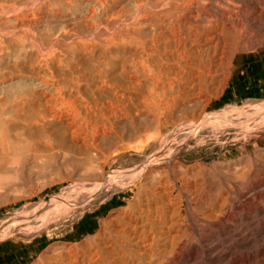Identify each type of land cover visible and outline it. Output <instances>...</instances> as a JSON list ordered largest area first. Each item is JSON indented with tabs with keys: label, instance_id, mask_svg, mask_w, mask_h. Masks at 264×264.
Wrapping results in <instances>:
<instances>
[{
	"label": "rangeland",
	"instance_id": "obj_1",
	"mask_svg": "<svg viewBox=\"0 0 264 264\" xmlns=\"http://www.w3.org/2000/svg\"><path fill=\"white\" fill-rule=\"evenodd\" d=\"M8 1H0V5H2L0 6V35L3 36H0V48L2 47L0 58H4V60L0 59V71L3 72L0 73V92H5L3 93L5 95L0 93V102L2 103H0V121L2 118L7 119L12 115L9 111L16 104L17 94L27 93L31 89L28 80L34 74L30 65L36 66V62H34L36 55L45 59L44 52L49 47L55 51V57L61 59V65L58 64L61 71L80 69L88 72L92 69L94 60L91 61L88 55L80 50L75 51L72 47L74 46L73 42L79 40L81 42L91 41L90 27L101 19V17L95 16L93 19L95 21L84 20L88 19L87 16H89L91 7L95 8L96 14H99L96 4L101 0ZM157 1L160 0H109V5L112 13L117 10L120 11L118 19L124 21L134 11V4H143L145 9L151 4L153 6ZM227 1L231 2V0ZM241 1L246 0H237L235 4L241 3ZM257 4L264 7L263 0H259ZM4 8L5 10H2ZM85 10L86 12H84ZM21 11H24L23 15L28 14V16L25 15L27 18H31L33 15V27L29 32L18 29L19 27L16 25L19 22L13 21L16 16H23ZM16 12H19L20 15L18 16ZM43 16H47V18ZM78 16L81 18H77ZM77 19H81L83 22ZM76 20L77 22H75ZM60 21H63L64 24H61ZM153 23H157V21H153ZM66 30L71 32L70 35H66ZM22 31L25 33L23 34ZM262 33L264 31L260 34ZM30 34L35 35L33 48L30 47ZM64 34L67 39H65ZM13 35L14 38H12ZM38 35L40 36L38 37ZM47 42L48 44H46ZM67 52H70V55ZM27 55L28 57H26ZM112 59L119 60L116 56H113ZM236 60L233 66L226 65L223 67L217 74L215 81L208 85V89L205 88L208 91L205 92L206 95L204 96L206 101H202L204 99L201 97L199 100L191 99V101L186 100L184 102L177 100L175 104L168 103V105L163 106L161 103L163 104L164 101L153 107L152 104L147 106L139 103L140 95H138L127 109L123 110L121 107L123 115L108 113L109 116L107 114L104 119L96 118L97 126L104 123V120L106 125H104V132L97 134L95 150H98L96 152L91 151L89 155L94 162H87L82 154L65 153L51 157L52 151H43L41 148L34 149L31 141H35L39 137L46 138L44 134L23 135L21 139L13 135L12 140L16 142L14 147L9 152L0 154V264H50L53 260L50 261L41 256L49 247L51 248L48 250L53 249L55 245L57 247L61 244H70L77 245L79 249L82 248L85 251L87 248H84L83 245L85 240H90L91 243L93 240L103 242L102 237L108 236L107 228L113 227L108 221L116 216V211L127 208L130 200L131 203L135 204L133 201L135 191L115 190L114 188L105 190L103 188L104 183L113 176L116 177L115 180L119 181L118 177L129 174L135 166L153 160L161 152L163 135L180 122L193 121L196 118L207 119L211 114L223 117L227 115L238 119L241 114L235 110L263 105L264 45L262 44L261 48L256 49V51L237 56ZM10 62L11 64L8 66ZM25 64L29 66L26 65V67ZM41 68L42 73L40 72L34 77L43 78L44 76L43 79H49V76L43 73L45 72L43 70H46L43 65ZM224 70L229 72L225 80L222 75ZM141 92L143 96L146 95L145 97H147L145 91ZM59 104H61L60 101L52 105L56 108L57 106L58 108L61 107L60 109L62 106L63 108L67 107L65 103H63L64 105ZM5 109L7 110L6 114H2L3 110L6 111ZM247 130L239 131L233 127H220L213 121L210 122L209 126L204 127L184 126L171 138L167 146V161L166 164H160V171L163 172L164 170V175H168L166 179L172 185L175 183L174 180L180 177L183 182L190 181H188L189 184L187 183L189 191L187 199L183 197L181 201L176 200L177 206L180 207L181 214L186 213V209L189 207L195 216L201 234L206 236L210 231L214 240L212 244L218 245L213 253L207 254L205 257L196 256V260L195 258L191 260L188 259V256L195 249L202 252L203 246L197 240L190 241L188 239L185 251L169 264H226L227 262H236L239 260L238 258L243 256H247L249 260L237 264H264V250L259 249L260 244L264 242V219L261 215L256 216L252 221L253 223L250 220L248 223L246 220L239 221L238 219L241 214L247 216L246 209L242 211L232 210L229 220L225 217L222 220H217L219 223L210 221L215 224L214 228L218 224L215 229L208 227L207 222L201 221L198 217L205 211L212 213L215 217L218 213L220 197L226 195L224 191L229 186H233L232 184L239 185V188L236 187L237 189L233 186V193L230 195L231 200L235 199L237 191L247 186L248 180H252L250 176L247 181L239 183L238 177L242 174L241 171L254 167L258 176L264 172V126L258 130ZM252 161L254 162L252 163ZM142 175L135 179L136 188L141 184L139 181L142 179ZM183 177H185L184 180ZM178 185L180 183L174 185V191L170 187L173 197H177ZM207 203H213V208H207ZM261 204V201H253L251 204H247V207L249 206L248 209L251 210L255 207L258 208ZM48 208H51L46 213L48 216L42 218L41 216L45 214ZM238 212L240 213L238 214ZM253 215L255 216L254 213L249 214V216ZM32 218H36V221L28 224L27 221ZM228 222L236 227L241 223L244 224L242 225L243 229L238 234L239 236L234 234L229 236L228 233L231 232L227 228ZM202 223L204 225H200ZM250 240H255L254 243H250L252 246L250 244L242 248L237 246V244H243ZM219 243L222 247L219 246ZM211 257H214V262L209 261Z\"/></svg>",
	"mask_w": 264,
	"mask_h": 264
},
{
	"label": "bare ground",
	"instance_id": "obj_2",
	"mask_svg": "<svg viewBox=\"0 0 264 264\" xmlns=\"http://www.w3.org/2000/svg\"><path fill=\"white\" fill-rule=\"evenodd\" d=\"M49 1L51 2V0ZM232 1L234 0L231 2L227 0H160L145 9L143 4H134V11L124 21L118 19L120 11L111 12L109 0L98 1L96 8L99 14H96L95 8L91 7L89 16H87L88 19H84L93 20L95 16L101 17L99 21H96L97 23H93L90 27L89 33H91L92 40L73 42L74 46L72 47L75 51L80 50L88 55L91 61L94 60L92 69L88 72L80 69L61 71V67L58 65L61 63V59L55 57V51L49 46L44 52L45 59L39 58L38 55L34 56L36 66L30 65V69L33 68L32 73L34 76L39 75L42 69L41 65H43L46 69L43 70L45 71L43 73L48 75L50 80L46 76V80L43 79L44 76L43 78L32 76L28 80L31 89L29 88L27 93H16L18 99L15 106L13 105L14 108L9 111L12 115L7 119L2 118L0 121V154L9 152L14 147L16 142L12 140L13 135L21 139L23 135L37 133L44 134L46 138L39 137L35 141L32 140L34 149L41 148L43 151H52L51 157L65 153L82 154L87 162H94L89 155L91 151L96 152L98 150H95L97 134L98 132L103 133L104 125H106L104 120L105 124L102 123L97 126L96 118L104 119L108 113L123 115L121 107L123 110L127 109L136 96L140 95L139 103L142 105L152 104L153 107L164 101L163 104L161 103L163 106L168 105V103L175 104L177 100L184 102L186 100L191 101V99L199 100L201 97L204 99L202 101H206L207 99L204 98L205 92H208L206 89L210 83L215 81L217 74L223 67L226 65L233 66L237 56L256 51V49L261 48L262 44L264 45V33L260 34L264 31V7L259 6L261 3L257 4L259 0L257 2H255L256 0H246L237 4H235L237 0ZM25 15L28 16V14L16 16L13 21L19 22L16 25L19 27L18 29L29 32L33 27V15L32 17L29 15L31 18H27ZM43 17L47 18V16ZM77 18L81 17L78 16ZM77 20L83 22L81 19ZM153 21H157V23H153ZM11 25L13 26V24ZM69 27L71 26L69 25ZM65 33L70 35L71 32ZM30 35V47L33 48L35 35ZM19 37L21 38V36ZM65 39L67 38L65 37ZM81 52L80 54H82ZM113 56L118 57L119 60L112 59ZM2 59L4 60V58ZM55 63L57 65H54ZM81 63L83 62L81 61ZM10 64L11 62L8 66ZM20 71L22 72V70ZM225 71L222 72L224 80L229 74ZM141 91H145L147 97H145L146 95L143 96ZM58 101L62 105H64L63 103L67 104V107L63 108L62 106L60 109L61 107L58 108L57 106L56 108L52 105ZM133 107L135 108V106ZM5 112L7 110H3L2 114H6ZM235 112L241 114L238 119L227 115L223 117L211 114L207 119L196 118L193 121L187 122L185 120L186 122L174 125V128L163 135L161 152L153 160L141 163V165L137 164L138 166L132 168L129 174L118 177L119 181L115 180L116 177L113 176L103 184L105 190L114 188L115 190L135 191L133 195L135 204L131 203L130 200L127 208L117 210L116 216L108 221L113 227L107 228L108 236L102 237L103 242L93 240L91 243L90 240H85L83 243L84 248L87 247L85 251L82 248L79 249L77 245L61 244L57 247L55 245L53 249L48 250L51 247L46 249L41 256L47 260H53L50 264H169L185 251L188 239L190 241L197 240L203 246L202 252L195 249L191 255H187L188 259L195 258L196 260V256L205 257L207 254L213 253L218 245L217 243V245L212 244L214 240L211 235L213 234L210 231L207 232L206 236L201 234L195 216L189 207L186 209V213L181 214L180 207L176 203V200L181 201L183 197H187L189 180L183 182L182 178L178 177L179 179L174 180L173 185L170 184L166 179L168 175H164L163 169V172L160 171V164L167 161V146L171 138L184 126L204 127L209 126L210 122L213 121L220 127H233L239 131L244 129L246 131H248L247 129L258 130L264 126V104L235 110ZM241 173L238 177L239 183L247 181L250 176L252 180H248L247 186L237 191L234 200H231L230 195L233 193V186L239 188L237 184H232L233 186H229L224 191L226 195L220 197L218 213L215 217L208 211L199 213L200 216L198 217L201 221H206L208 227L213 229L215 226L210 221L217 222V220H222L225 217L229 220L232 210L242 211L246 209L248 212L247 216L241 214L238 218L239 221L246 220L249 223L250 220L253 223V219L258 215L264 219V172L258 176L256 169L249 167L248 170L241 171ZM141 174H143L139 181L141 184L136 188L135 179ZM176 183H180V185H178L177 197H173L170 187L173 189ZM230 201L232 202L230 203ZM253 201H261L262 204L258 208L255 207L250 210L247 204L249 205ZM207 206V208L212 209L213 203H207ZM50 209H46L45 214ZM250 213H254L255 216H249ZM45 214L41 217L48 216ZM35 221L36 218H32L27 222L30 224ZM229 222L227 225V228L230 229L229 232H231L228 233L229 236L238 235L244 224L240 222L241 224L239 223L240 225L236 227ZM221 228L223 229V227ZM251 240L237 244V246L242 248L254 243L255 240ZM207 242L208 244H206ZM250 246L252 245L250 244ZM259 249L264 250V242L260 244ZM213 258L211 257L209 261L214 262ZM238 259L236 262H227L226 264L245 263L249 260L247 256Z\"/></svg>",
	"mask_w": 264,
	"mask_h": 264
},
{
	"label": "crops",
	"instance_id": "obj_3",
	"mask_svg": "<svg viewBox=\"0 0 264 264\" xmlns=\"http://www.w3.org/2000/svg\"><path fill=\"white\" fill-rule=\"evenodd\" d=\"M261 88V87H260ZM260 90V89H259Z\"/></svg>",
	"mask_w": 264,
	"mask_h": 264
}]
</instances>
